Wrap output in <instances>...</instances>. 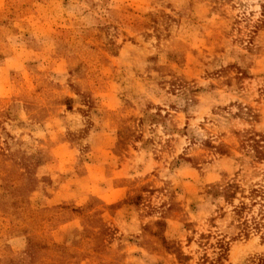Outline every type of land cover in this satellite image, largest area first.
Instances as JSON below:
<instances>
[{"label": "rangeland", "instance_id": "obj_1", "mask_svg": "<svg viewBox=\"0 0 264 264\" xmlns=\"http://www.w3.org/2000/svg\"><path fill=\"white\" fill-rule=\"evenodd\" d=\"M0 264H264V0H0Z\"/></svg>", "mask_w": 264, "mask_h": 264}, {"label": "trees", "instance_id": "obj_2", "mask_svg": "<svg viewBox=\"0 0 264 264\" xmlns=\"http://www.w3.org/2000/svg\"><path fill=\"white\" fill-rule=\"evenodd\" d=\"M221 248L223 249L224 248V245H221Z\"/></svg>", "mask_w": 264, "mask_h": 264}]
</instances>
